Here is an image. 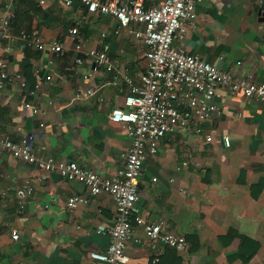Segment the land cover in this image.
<instances>
[{
	"label": "crops",
	"instance_id": "0c3cea01",
	"mask_svg": "<svg viewBox=\"0 0 264 264\" xmlns=\"http://www.w3.org/2000/svg\"><path fill=\"white\" fill-rule=\"evenodd\" d=\"M5 4L0 0V17ZM13 10L16 28L38 27L46 40H63L66 50L58 54L0 37L10 74L27 82L23 86L16 79L0 88V133L14 139L32 134L42 154L76 160L105 176L115 174L131 138L109 112L129 93L125 74L139 80L146 67V46L134 32L140 24L117 32L119 20L111 14L92 13L81 21L85 7L78 0L71 5L15 0ZM197 12V28L185 38L187 49L264 81L260 0H200ZM76 25L79 49L69 36ZM93 47L109 53L117 79L87 53ZM88 88L94 93L85 94ZM218 104L204 124L205 133L185 127L164 135L157 152L146 158L139 183L144 220L161 221L165 230L184 235L186 247L165 246L147 235L144 224L134 222L126 247L131 264H154L155 257L156 264H264V103L223 92ZM224 134L231 138L229 146ZM27 180L34 191L21 207L17 189ZM73 194H84L87 201L70 208L67 200ZM0 208V264H103L87 252L104 249L111 240L116 202L110 194H92L82 182L35 167L0 146ZM12 228L19 239L12 237Z\"/></svg>",
	"mask_w": 264,
	"mask_h": 264
},
{
	"label": "built area",
	"instance_id": "2783aa9c",
	"mask_svg": "<svg viewBox=\"0 0 264 264\" xmlns=\"http://www.w3.org/2000/svg\"><path fill=\"white\" fill-rule=\"evenodd\" d=\"M74 1L64 0L67 5ZM78 1L85 7L80 16L81 21L88 20L92 13L111 14L119 20L117 32L133 22L140 24L134 32L146 46V67L139 80L125 74L129 93L122 105L112 106L109 112L110 120L123 123L131 138L130 146L121 153L123 164L115 174L105 176L76 160H58L42 154L35 148L32 134L14 139L0 133V146L35 167L56 169L63 176L82 182L92 194L108 193L114 198L116 217L110 229L111 240L104 249L89 250L87 255L91 259L103 264H131L126 247L134 222L144 224L147 235L163 240L165 246L185 248L187 240L184 235L165 230L161 221L146 222L141 215L139 183L145 172L146 158L157 152L159 140L164 135L178 128H192L197 133H205L204 124L215 115L223 92L242 93L264 103V81L236 74L187 49L185 38L191 29L197 28V4L200 0H162L150 4L146 0ZM14 2L6 0V13L0 17V37L21 40L36 49L63 54L66 50L65 42L59 39L46 40L40 28H13ZM45 3L47 0H39V4ZM260 3L264 9V0H260ZM78 32L79 25L69 30L70 39L79 49L81 42ZM87 53L95 58L97 66H105L114 71L113 76L118 78L113 59L106 50L93 47ZM77 60L81 61V58ZM237 63L241 64V60ZM47 78L50 79L51 75ZM16 79L26 86L27 82L20 74H10L7 52H2L0 88ZM92 93L93 88H88L85 94ZM26 107L39 111L32 102H26ZM41 126L46 127L45 122H41ZM222 138L226 145L231 144L228 134ZM206 139L212 141L213 135L206 134ZM40 148L45 146L41 145ZM33 191L34 186L28 180L17 189L21 207H24ZM85 201L87 198L84 194H73L67 203L73 208ZM11 235L16 240L20 238L16 228L11 229ZM158 261L159 257L153 259L154 264Z\"/></svg>",
	"mask_w": 264,
	"mask_h": 264
},
{
	"label": "trees",
	"instance_id": "16d2710c",
	"mask_svg": "<svg viewBox=\"0 0 264 264\" xmlns=\"http://www.w3.org/2000/svg\"><path fill=\"white\" fill-rule=\"evenodd\" d=\"M15 18H16V16H15ZM12 25H13V28H14V29H17V28H16L17 26H14L13 21H12Z\"/></svg>",
	"mask_w": 264,
	"mask_h": 264
}]
</instances>
